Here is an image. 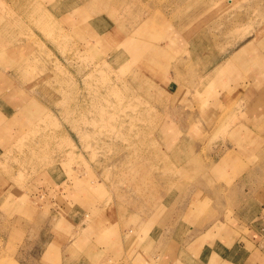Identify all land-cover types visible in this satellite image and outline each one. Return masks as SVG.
Segmentation results:
<instances>
[{
	"label": "rangeland",
	"instance_id": "obj_1",
	"mask_svg": "<svg viewBox=\"0 0 264 264\" xmlns=\"http://www.w3.org/2000/svg\"><path fill=\"white\" fill-rule=\"evenodd\" d=\"M66 11L71 14L65 17ZM107 18L99 26L103 33L96 57L91 22ZM263 34L264 0H0V88L17 84L23 90L18 100L44 89L57 104L54 115L22 131L5 156L1 198L10 191L26 198L18 212L0 210V264H143L123 262L120 240L112 258L103 242L91 239L93 233L89 238V228L105 227L107 221L123 227V234L139 229L142 246L134 236L128 249L137 246L146 254L157 218H176L186 208L188 221L207 213L218 194L216 182L207 183L211 189L204 193L202 177L188 175L194 166L188 160L209 165L229 140L241 102L228 101L224 111H190L185 97L171 101L164 78L158 77L191 52L228 55ZM123 35L131 37L123 43L133 44L125 51ZM143 37L152 45L175 40L163 66L154 65L153 56L138 62ZM147 46L145 51L154 50ZM174 104L180 110H173ZM170 139L186 142L181 146ZM253 147L264 148L260 141ZM228 151L231 165L234 153ZM73 175L92 191L97 186L94 217L86 212L91 209L87 191L48 190L47 181L57 188V181ZM186 177L193 192L181 194L183 185L175 183L185 184ZM253 181L264 186V174ZM178 194V204L172 205ZM75 239L83 240L82 246ZM88 243L91 252L92 244L98 250L89 259L81 254ZM162 258L149 262L165 264Z\"/></svg>",
	"mask_w": 264,
	"mask_h": 264
},
{
	"label": "crops",
	"instance_id": "obj_2",
	"mask_svg": "<svg viewBox=\"0 0 264 264\" xmlns=\"http://www.w3.org/2000/svg\"><path fill=\"white\" fill-rule=\"evenodd\" d=\"M51 14L54 15V13ZM70 14L71 12L67 13V11L63 13L65 17ZM99 21H101L99 24H96L95 21L91 22V31H89L90 34L93 33V53L96 57L99 53L98 39L103 33L99 26L105 22L108 23L109 19ZM123 37L121 48L125 51L122 43L126 37L128 39L131 37L126 35ZM140 39L142 42L144 41L142 47L151 45L154 50H150L153 52L151 55L150 51H145L150 46L141 47L140 55L137 56L138 62L142 63L147 56H153V64L163 66L165 64L164 57L167 52H170V46L174 44L175 40L170 39L165 44L154 42L152 45L150 42H146L150 40H146L145 37ZM89 40L91 39L89 38ZM136 43L139 45L141 41L136 40ZM188 45L190 49L191 41L189 40L185 47ZM202 51L199 54L191 52V55L189 54L184 59H177V63L173 65L170 63L169 73L161 74L158 78L160 80L164 78L163 85H165L168 95L171 96V101L174 99L177 101L181 96L185 97L186 109L190 111L199 113H210L220 109L224 111L227 110L225 106L228 101L235 103L238 100L239 103L241 102L240 108L235 110L237 112L235 123L228 132L229 140L227 143L224 141V145L217 148V155L212 157L209 165L195 163L194 157L188 160V165L194 164V166L193 172L190 173V170H187L189 172L187 174L189 177L193 176V179L197 175L202 177L200 187L204 193V188L211 189L207 183L216 182L218 194L216 198H212L213 204L216 203V206L212 204L207 209V213L197 216L194 221L193 218H190L189 221L186 219V209L188 208L184 209L185 211L180 210L181 214L176 218L170 217L171 215H165L162 218L156 217L154 223L157 226L151 235L153 240H150L144 247L146 254L143 251L137 252V246L128 249L127 243L133 242L134 236H136L138 246H142V235L139 229L128 228L123 234L121 233L123 227L119 229L117 223V226L113 228L107 221L105 227L98 224L99 228H89V238L93 233L91 239L98 244L103 242V247L106 246V249L104 247L105 253H109V255L114 254L112 252L120 240V255L123 262L139 260L143 264H150L149 261L160 256L163 257L165 264H264V186L253 181L256 177L264 174V167L261 165V160H264V148L254 150L253 147L259 141L264 147V34L255 37L253 35L228 55L226 52L223 54L215 52L211 58ZM202 60H204V66L199 67L198 63ZM183 67L186 70L185 73H182ZM155 70L157 69L155 68ZM232 72L233 75L229 76ZM10 74H12V70ZM22 91L17 84L0 88V181L3 178L2 166L5 156L7 151L13 149L17 137L22 135V131L30 127H37L42 120L54 115L51 109L55 110L57 106L49 98L47 90L28 91L24 99L18 100L17 98L22 95L19 92ZM246 95H249V100L244 99ZM192 107L193 109H189ZM174 108L173 110H180L178 104H174ZM52 121L54 122V120ZM170 126L177 128L178 123L171 121ZM170 142L181 145L186 140L170 139ZM225 144H231V147L229 148ZM179 147L175 146L176 150ZM227 150H231L228 151L229 154L234 153L231 165L230 160H227ZM248 159L252 161L248 162ZM180 160L183 161V158L180 157ZM227 165H230L229 168ZM260 169L261 171H258ZM75 176L57 181L55 183L57 188L51 186V183L47 181L48 190L60 191L61 189L70 193L87 191L88 207L91 209L86 212L93 213L94 217L98 212L96 207L99 206V197L95 191L97 186H93L92 191L91 185L83 186L80 181L76 183L77 178L80 180V177L76 178ZM189 177H186L185 184H181L179 181L175 183L176 187L183 185L180 190L181 194H186L191 189ZM197 190L200 189L197 188L195 192ZM1 194L0 188V210L6 209L10 214L18 212L21 208L22 198H26L25 195H22L24 193L20 194L17 191H10L9 195L4 198H1ZM178 199L179 194L173 199L172 205L178 204ZM176 209L179 211V207ZM132 229L134 231H131ZM75 240L76 245L82 246L83 240ZM89 245L90 243H88L87 249L85 248L81 252V254L84 252L88 259L98 251L97 247L92 244L93 252H91ZM98 248L101 250L100 247Z\"/></svg>",
	"mask_w": 264,
	"mask_h": 264
},
{
	"label": "bare ground",
	"instance_id": "obj_3",
	"mask_svg": "<svg viewBox=\"0 0 264 264\" xmlns=\"http://www.w3.org/2000/svg\"><path fill=\"white\" fill-rule=\"evenodd\" d=\"M112 23H114V22H112ZM130 46H133V44L128 42V41L126 43H122V47H124V48L130 47Z\"/></svg>",
	"mask_w": 264,
	"mask_h": 264
}]
</instances>
